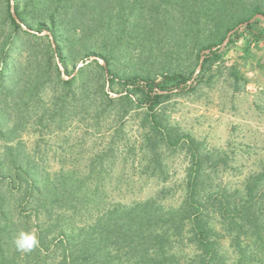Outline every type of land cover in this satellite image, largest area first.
Returning <instances> with one entry per match:
<instances>
[{
    "label": "trees",
    "instance_id": "16d2710c",
    "mask_svg": "<svg viewBox=\"0 0 264 264\" xmlns=\"http://www.w3.org/2000/svg\"><path fill=\"white\" fill-rule=\"evenodd\" d=\"M10 8L11 0H4L0 264H231L221 248L225 238L236 254L233 264H264V175H250L242 188L212 185L207 170L225 165L226 159H214L200 140L176 130L159 111L171 96L159 90L190 91L192 86L185 83L201 51L220 44L239 23L264 13V0H15L18 17L36 32L24 30ZM258 22L264 23L256 19L236 31L228 45L244 39L242 49L249 53L253 43L264 41V29L255 27ZM45 30L53 34L55 46L40 34ZM21 33L27 37L18 46ZM13 50L24 55L23 62L11 60ZM77 53L103 58L109 83L124 91L111 95L98 60L91 77L80 68L65 79L58 59L65 66L66 54ZM184 54L193 63L189 74L176 60ZM221 55L211 51L201 73ZM123 61L129 66L124 75ZM131 91L142 98L133 99ZM137 108L142 109L144 128L133 146L140 159L154 162L153 167L150 161L143 165L145 171L163 172L164 147L185 149L190 156L185 197L178 206L161 202L164 189L143 200L116 199L110 195L116 184L104 177L110 171L103 162L92 163L86 172L63 165L51 169L21 138L28 124L43 126L48 130L42 134H47L52 126L66 131L80 123L86 134L107 139L98 155L103 160L125 139V117ZM20 231L37 232L39 246L18 251L14 239ZM182 247H191L192 253L180 255Z\"/></svg>",
    "mask_w": 264,
    "mask_h": 264
},
{
    "label": "rangeland",
    "instance_id": "374dc122",
    "mask_svg": "<svg viewBox=\"0 0 264 264\" xmlns=\"http://www.w3.org/2000/svg\"><path fill=\"white\" fill-rule=\"evenodd\" d=\"M4 0H0V18L3 16ZM264 29V23L255 24ZM23 28V27H22ZM24 29V28H23ZM26 30V29H24ZM27 34L21 33L19 44ZM218 43L219 38H214ZM244 39L226 46L221 52V59L211 65L205 72L198 73L191 90L188 92L174 91L161 104L159 111L167 123L180 132L190 133L202 142V148L212 154L214 159L225 158V165L208 169V181L212 185L226 186L230 189L242 188L246 179L256 173L264 175V41L253 43L249 53L242 46ZM13 62H23L24 55L18 50L11 52ZM180 60V67L186 74L193 71L192 60ZM86 57L77 53L66 54L65 74L71 75L80 68H85L84 76H92L97 70V60L79 68L77 65ZM121 74H127L129 66L123 61ZM62 72V74H64ZM236 74V75H235ZM193 75V74H192ZM238 78H237V77ZM108 89L114 94L124 91L118 83H107ZM133 99H141L140 92L131 91ZM118 96V95H117ZM142 109H134L125 117V133L120 145L107 152L101 160L98 155L107 146V139L86 134L85 126L76 123L66 131L48 129L38 124L27 125L21 130V138L27 149L38 151L40 161L51 169L61 165L66 168L75 167L86 172L88 167L103 162L110 171L104 177L116 184L110 195L123 201L143 200L156 195L162 189V203L178 206L185 197L190 156L185 149L176 150L163 148L160 158L164 167L162 173L153 175L151 170H144L143 165L153 160L140 159L135 151L137 140L144 128ZM56 125V124H55ZM55 129V130H54ZM89 132V131H88ZM87 132V133H88ZM158 175V176H157ZM164 175L167 179L163 180ZM95 177V176H93ZM109 186V189L110 187ZM216 215L212 223L220 228ZM222 250L232 263L236 254L230 246V240H222ZM191 247H182L180 255L191 254ZM264 260V259H263Z\"/></svg>",
    "mask_w": 264,
    "mask_h": 264
},
{
    "label": "water",
    "instance_id": "95a60500",
    "mask_svg": "<svg viewBox=\"0 0 264 264\" xmlns=\"http://www.w3.org/2000/svg\"><path fill=\"white\" fill-rule=\"evenodd\" d=\"M11 13L13 15V17L16 19V21L18 23H20L22 25V27L30 32H36L34 29L28 27L24 22L21 21V19L18 17L17 13H16V9H15V0H11ZM256 19H260L261 21H264V13L262 12H258L256 13L255 15H253L250 19L246 20V21H243L241 23H239L238 25H236L235 27H233L232 29H230L227 34H226V37L224 38V40L218 44V45H214L210 48H205L201 51V56H200V60H199V63L196 67V70L195 72L193 73L192 77L185 83L186 87L189 88L191 86V84L194 82L195 80V77L197 76L198 73H200L201 69H202V66H203V62H204V59L206 58V56L208 54L211 53V51H222L229 43L230 39H231V36L238 30L242 29V27H244L245 25L249 24L250 22H254ZM40 34H43V35H48L53 43V46L56 45L55 41H54V36L53 34L51 33V31L49 30H45L43 32H41ZM94 60H98L104 67H105V73H106V77L108 79V83H109V78H110V75H109V72H108V68H107V63L106 61L101 58L100 56L98 55H91L90 57H88L86 60L84 61H81L78 65H77V68L85 65V64H88L90 63L91 61H94ZM58 62H59V65H60V69L61 71L64 73L65 72V68L63 66V64L61 63V61L58 59ZM75 72L72 74L74 75ZM71 75V76H72ZM71 76H68L66 75L65 73L63 74V77L65 79H68L70 78ZM181 88H175V89H169V90H159L160 93H172L174 91H180ZM111 95L113 96H117L119 94H114L112 92H110Z\"/></svg>",
    "mask_w": 264,
    "mask_h": 264
},
{
    "label": "clouds",
    "instance_id": "9594fccd",
    "mask_svg": "<svg viewBox=\"0 0 264 264\" xmlns=\"http://www.w3.org/2000/svg\"><path fill=\"white\" fill-rule=\"evenodd\" d=\"M15 248L27 253L39 246L38 234L35 231H20L14 239Z\"/></svg>",
    "mask_w": 264,
    "mask_h": 264
}]
</instances>
